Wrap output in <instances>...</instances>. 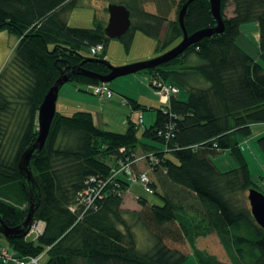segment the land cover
<instances>
[{"label": "trees", "instance_id": "16d2710c", "mask_svg": "<svg viewBox=\"0 0 264 264\" xmlns=\"http://www.w3.org/2000/svg\"><path fill=\"white\" fill-rule=\"evenodd\" d=\"M146 2L120 0L130 12L131 27L121 38L127 51L136 31L163 48L182 38L178 11L186 0L178 1L177 16L168 22L165 4L159 7V0H153L154 13L144 9ZM74 6L75 0H0V31L16 38L0 70V220L7 227L18 226L32 203V222L43 223L34 239L27 234L5 238L1 232L0 237L23 255L45 250L43 264H181L189 254L198 264H264V229L243 201L249 189L264 194V176L252 175L237 139L250 135L252 125L264 124V68L237 41L242 25L255 23L256 54L264 63V0H221L222 32L147 69L150 86L152 79L178 83L188 87V96H171L164 109L126 98L132 111L155 114L140 135V124L129 118L125 131L118 133L98 127L90 112L63 115L55 110L42 148L20 163L38 134V107L59 75L74 69L67 82L94 86L99 82L83 71L109 72L104 58L110 40L103 33L106 21L94 17L90 28L71 27L65 16ZM164 23L167 28H162ZM215 24L209 0L187 4L183 26L188 34ZM96 44L103 49L93 55L89 48ZM84 47L88 54L82 53ZM192 56L196 60L191 62ZM256 143L264 154V134ZM137 150L147 167L143 171L154 173L153 179L148 175L149 187L161 205L138 197V210L122 209L130 183L120 175L106 185L95 208L72 210L90 177L107 179L126 162L139 172L134 165L141 161H135ZM224 151L236 164L226 171L212 161ZM125 214L151 236L145 251L137 248ZM211 235L227 261L197 247L199 238Z\"/></svg>", "mask_w": 264, "mask_h": 264}, {"label": "rangeland", "instance_id": "374dc122", "mask_svg": "<svg viewBox=\"0 0 264 264\" xmlns=\"http://www.w3.org/2000/svg\"><path fill=\"white\" fill-rule=\"evenodd\" d=\"M178 1L179 0H159V7H162L164 4L166 5L163 8L167 10L166 22L175 20ZM109 3L120 4V0H75V6L65 16L66 23L71 27L90 28L93 26L94 17H100L106 21L108 14L105 10ZM144 9L155 13L157 11V6L153 0H147L144 4ZM225 15L227 17L232 15V6L230 3L227 4ZM162 28H167L166 23L163 24ZM257 38V26L255 23H250L242 25L240 37L237 41L246 51L253 55L264 68V63L257 58L256 54ZM178 41L177 39L163 48L157 45L156 39L148 37L140 31H136L128 51L124 48L121 39H110L105 48L104 58L112 66H125L157 57L175 46ZM15 43V36L5 31H0V70L10 58ZM82 53L88 54V48H82ZM195 60L196 58L194 56L190 58L191 62ZM107 85L112 90L113 96L109 100H99L98 97L92 93V84L82 85L75 82H67L62 85L58 91L55 110L63 115H71L77 111L90 112L93 116L94 123L98 127L118 133H123L125 131L127 117H129L131 121L137 122V116L141 114L143 117V124L137 125V134L140 135L143 127L150 125L147 117L153 111H132L131 107L126 104V98H133L147 108L164 109L168 104L167 98H160L154 94L153 89L149 85V73L147 69L119 76L108 82ZM176 85L179 91L175 97L179 100H185L188 96V87L178 83H176ZM257 125L260 126L258 128L264 129L262 123ZM256 133L255 128H252L250 135L246 137H237L238 141L241 143L246 139V142L242 145L254 177L258 175L264 176V154L260 146L256 143ZM136 154L139 156L141 154L140 150H137ZM212 161L217 168L222 171L232 169L236 166L227 151L215 154L212 156ZM138 163L142 166L143 170L147 168L142 160ZM147 174L150 178H154V173L151 170L148 171ZM247 194L248 191L243 192V201L244 205L249 209ZM134 196L146 199L151 204L161 205L162 203L161 198L155 192L152 190L146 191L138 183L130 184L128 190L123 194V199L126 202L130 197L134 198ZM124 217H126L134 233L137 248L140 251L148 249L152 244L151 236L137 221H135V218H132L128 214H125ZM35 236L36 233L32 230L26 235L29 239H34ZM0 244L7 245L5 239L2 237H0ZM197 247L215 255L222 261H227V257L221 245L213 235L199 238L197 240ZM186 250H188L186 253L190 252L189 249ZM46 259L47 257L44 255L40 260V264H43ZM181 264L198 263L194 255L189 254Z\"/></svg>", "mask_w": 264, "mask_h": 264}, {"label": "water", "instance_id": "95a60500", "mask_svg": "<svg viewBox=\"0 0 264 264\" xmlns=\"http://www.w3.org/2000/svg\"><path fill=\"white\" fill-rule=\"evenodd\" d=\"M191 1L192 0H186V2L183 3L180 10L178 11V22L182 29V38L171 49L157 57L125 66L115 67L109 64V72L105 75H97L89 71H83L82 74L90 78H95L100 83H108L119 76L136 73L145 69L155 68L156 66L175 58L184 50H186L191 44L199 41L203 37H208L213 33H220L223 31L224 26L220 14L221 0H209L210 12L216 21L215 26L210 28H202L192 32L191 34H188L183 26V17L186 6ZM106 12L108 17L106 20V25L103 29V33L109 39L120 40L131 27L130 12L123 4L114 3H109L107 5ZM74 73L76 72L74 69H72L68 74H60L52 86H50V88L44 94L37 110L38 134L36 140L29 149L22 153L20 163H27L32 152L35 149L42 148L47 137L51 121L55 114V102L59 88L68 81L69 75ZM247 201L253 219L258 226L264 229V194L256 189H249ZM32 212L33 206L31 203L25 220L16 227H7L0 220V232L2 236L5 238L25 236L33 224Z\"/></svg>", "mask_w": 264, "mask_h": 264}, {"label": "built area", "instance_id": "2783aa9c", "mask_svg": "<svg viewBox=\"0 0 264 264\" xmlns=\"http://www.w3.org/2000/svg\"><path fill=\"white\" fill-rule=\"evenodd\" d=\"M102 44H96L89 48V52L91 54H99L102 51ZM151 87L154 91V94L160 98L169 99L171 96H175L178 93V87L171 83H164L157 79H152L150 81ZM93 95L98 97L99 100H109L113 96L112 90L109 88L107 83H98L93 86L92 89ZM137 122L139 124L142 123V116L139 115L137 118ZM141 156L135 158V161L142 160ZM131 163H123L120 167L114 171L109 178L100 179L97 177H90L89 181L86 182V186L82 188L75 197V204L72 206V210H75L76 207H82L83 210L88 208H95L96 201L102 197L104 193V189L106 185L110 182V180H114L117 176H123L127 182L130 184L138 183L140 184L146 191H150L149 187V176L147 171H139L133 172L131 167ZM43 223L41 221H37L31 225V229L36 233V236L42 232ZM45 250L36 256L23 255L8 245L0 244V264H40V260L43 257Z\"/></svg>", "mask_w": 264, "mask_h": 264}, {"label": "crops", "instance_id": "0c3cea01", "mask_svg": "<svg viewBox=\"0 0 264 264\" xmlns=\"http://www.w3.org/2000/svg\"><path fill=\"white\" fill-rule=\"evenodd\" d=\"M138 102V101H137ZM139 103V102H138ZM140 114H138V116H139ZM138 116H137V118H138ZM142 116V115H141ZM154 117H155V114H154V112H152L148 117H147V119H148V121H149V124H151L152 122H153V120H154ZM129 117H127V119H128ZM142 120H143V117H142ZM142 124H143V121H142ZM262 125H264V124H262ZM126 127H127V124H126ZM145 127V126H144ZM258 127H260V126H258L257 124H254V125H252L251 126V132H252V128H255V130H256V135L255 136H260V135H262V134H264V129H261V128H258ZM244 142H246V139H244ZM244 142H240V144H243ZM139 162V161H138ZM136 163V168H137V170H139V171H142L143 169H142V166L139 164V163ZM122 209H124V210H137L138 208H139V206H138V204H137V197H135L134 196V198L133 197H130L129 198V200H127L126 202L124 201V199H123V203H122Z\"/></svg>", "mask_w": 264, "mask_h": 264}, {"label": "bare ground", "instance_id": "6f19581e", "mask_svg": "<svg viewBox=\"0 0 264 264\" xmlns=\"http://www.w3.org/2000/svg\"><path fill=\"white\" fill-rule=\"evenodd\" d=\"M36 120H37V117H36ZM135 166H136V164H134ZM134 172V171H133ZM89 181V179H87L86 180V182H88ZM8 245V244H7ZM9 246V245H8ZM10 247V246H9ZM11 248V247H10ZM17 252V251H16Z\"/></svg>", "mask_w": 264, "mask_h": 264}]
</instances>
